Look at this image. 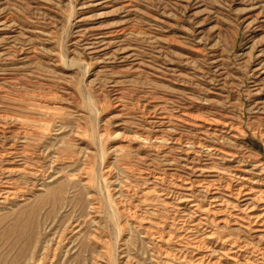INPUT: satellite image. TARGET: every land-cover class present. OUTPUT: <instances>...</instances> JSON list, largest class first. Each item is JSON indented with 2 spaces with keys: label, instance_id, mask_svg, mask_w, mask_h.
Returning a JSON list of instances; mask_svg holds the SVG:
<instances>
[{
  "label": "rangeland",
  "instance_id": "obj_1",
  "mask_svg": "<svg viewBox=\"0 0 264 264\" xmlns=\"http://www.w3.org/2000/svg\"><path fill=\"white\" fill-rule=\"evenodd\" d=\"M123 1H130V9L120 7ZM91 2L92 0H0V20L8 18L11 22V24H9L10 22L9 25L7 24L10 28L6 26L7 28H4L6 30L0 29V38L2 39L5 36L4 34L13 36L16 33L13 41L0 40V62L2 61V64L0 63V77L2 78H0V85L5 82L4 79L6 80V83L1 86L2 88L0 87V105H3L0 106V112L3 115L15 117L21 114H23L21 116L30 117V115L35 114L34 117H31L35 118L36 121L39 119L38 122L40 123L43 121V124H45L43 129L46 135L33 138L34 142L29 141V145L32 146L29 147L30 152H43L40 164L48 165V167L49 164L46 163L44 157L45 150L47 149L50 154L49 158L50 156L57 157L54 162L56 168L50 165L51 169H48L49 176L39 178L42 183L37 181L34 185L31 183L26 184L27 194L24 198L27 201L25 203H20L19 200L15 199V202L10 200L8 201L10 203L0 204V264H35L36 262V264H90L92 261H96V264H121L122 262V264H169L170 258L172 259L170 264H180L181 260L178 261L173 256L177 252L175 245L171 247V245L166 246L164 244V246H161L162 243L159 242L154 243L146 232L145 236L144 231L136 228L135 225L127 224L124 226L125 228H122L113 206L116 195H110V193L112 194L110 190L113 188L109 184L111 179L101 176L103 171L110 167L112 173L110 178H113L112 180L116 179L117 183L124 182L126 184L129 182L130 185L134 184L135 194H137L140 187L143 186L141 180L138 179L137 181V178H139L137 173L139 170L148 167L147 160H152V167L158 172L161 171L162 159L160 153L145 148L141 153L144 160L139 161L132 155L135 145H128L125 139L123 140V138H131L135 131L150 130L151 118L148 117V113H152L148 109L150 105L159 104L167 112L186 107L194 115H228L226 116L228 119L241 127L237 139L228 141V143L234 145L236 149H246L255 159L264 164V140L259 134V131L264 127V107L255 104L259 98L264 100V87H262L264 80L260 82V92L256 93L254 89L257 85H253V77L250 75L251 69L258 62V55L264 57V25L260 23V29L258 30L256 28L257 24L251 22L254 13L251 9L260 6L263 18L264 0H111L108 5L98 7H93ZM131 8L133 9L131 10ZM262 18L260 19L262 20ZM126 21L129 23L127 24ZM125 23L132 29V35L137 33L139 35H137V38L136 35L131 37V45L128 50L134 49L139 54L138 57L142 61L141 69L139 68L137 71L130 70L127 61L116 60V58H119V54L116 55L114 60L102 61L99 64L84 52L83 40L88 38L89 34L84 36L82 33L78 34L79 31L89 32L91 30L90 32H95L97 30L96 32H104L118 28V26L120 27ZM135 38L136 40H133ZM159 40L160 42H158ZM20 44L22 45L20 46ZM24 44L27 47L31 45L27 48ZM9 45L8 52L11 53L6 52L8 55L6 53L1 55V50L4 47H9ZM24 47L26 50L32 49L35 53L31 58L33 62L30 60L29 64H26L27 69H24L26 72L21 69L20 62L13 53V50H25ZM11 55L13 56L11 57ZM5 56L6 58H3ZM2 58L4 60H1ZM6 66H8L7 69ZM101 69H103L102 72ZM173 69L176 74L172 71ZM179 80H181L180 84ZM112 85L116 87L114 88L115 93L111 90ZM73 95L76 96L74 99L72 98ZM180 98L181 100H179ZM40 99L41 101H39ZM116 99L119 101L118 104L124 105L122 113H118L119 108L116 107ZM30 100L35 104L41 103L40 107L35 105L36 107L33 106L32 108L29 104L28 106L27 102L30 103ZM188 104H190L189 107ZM25 106L30 109H24ZM46 106L49 108L46 109ZM39 108L40 110H35ZM71 108L76 109L78 112L70 115L69 110ZM55 126L57 129L54 128ZM187 130L189 129L185 126L179 128L182 135L193 137L191 130L188 132ZM80 131L86 134L81 137L77 136V132ZM114 131L122 135L120 139L114 138V135H112ZM15 139V135L12 136V141ZM2 141L4 140L0 138V142ZM66 143L67 145H65ZM118 144L122 146L120 151L111 153L112 148L119 146ZM85 146L87 147L85 148ZM33 147L39 150L34 151ZM64 147L66 148L64 149ZM41 148L43 149L41 150ZM69 151L71 155L68 154ZM53 152L57 153L58 156ZM87 153L91 156L92 171L95 169L93 171L94 176L91 178V183L94 184L92 183L90 193L85 192L75 179L80 166L78 160L83 159ZM72 155L74 156L72 157ZM172 155L175 156V154ZM62 156H71L72 159L71 157L65 158ZM129 162L130 164H128ZM125 168L129 170L125 172ZM97 172L98 175H96ZM126 176H130L128 177L130 180ZM40 188H42V191H37ZM117 189L118 187H115V191ZM89 194H94L93 196L97 199L98 204H102L100 206L102 208L98 209L97 221L100 225L98 222L91 224L86 197ZM136 197L131 201L136 202ZM195 198H197V195H195ZM198 198L200 199V196ZM104 209L106 212H104ZM163 215H157L151 211L146 212V216L151 217V220L156 222L165 221L168 224L171 221V216ZM158 216L161 217L160 220H157ZM84 220L88 221L85 222ZM114 220L119 221L115 222ZM80 225L82 228L77 230L81 227ZM94 226L97 228H94ZM70 227H73L72 229L76 231L71 230ZM212 228L216 229L215 224ZM125 230L126 232H124ZM224 231L222 232L224 235L237 236L232 231ZM65 233L70 236L65 237ZM56 237H62L60 242L56 244L54 240L51 243V240ZM103 246L106 248L103 249ZM158 249H160L159 252ZM100 250H105V254H99ZM121 250L122 253H120ZM161 250L172 251V255L171 252L167 251L169 259L162 258ZM157 254L161 258L156 257ZM223 263L229 264L226 260H222ZM181 264L190 263L186 260Z\"/></svg>",
  "mask_w": 264,
  "mask_h": 264
},
{
  "label": "bare ground",
  "instance_id": "obj_2",
  "mask_svg": "<svg viewBox=\"0 0 264 264\" xmlns=\"http://www.w3.org/2000/svg\"><path fill=\"white\" fill-rule=\"evenodd\" d=\"M110 1L111 0H92L91 3H92L93 7H98V6L108 5L110 3ZM129 2L130 1H123V3L121 4L120 7L122 9H128V8L130 9L131 4ZM109 6H111V5H109ZM260 8H261L260 6H256V7H254V9H251L252 12H254L252 15L253 20L251 22H255V25L257 24L256 28H258V30L260 29L261 24L264 25V17L262 18V12L260 11ZM132 9L133 8H131V10ZM262 9H263V7H262ZM124 15H126V14H124ZM260 18H262V20ZM9 22H10V20L8 18L1 19L0 20V29H4L6 26L8 27V25L11 24V22L10 23ZM124 22H125V19H124ZM128 23L129 22H127V24ZM121 24H122V22H121ZM125 24H123L120 27L118 26V28L113 27L114 29L107 30L104 32H96L97 30L95 32L94 31L90 32L91 30L89 32H80V31L78 32L77 31L78 34L82 33V35H84V36L89 34L88 38H85L83 40L84 52L89 54L93 58V60L99 64L102 61L103 62L104 61L109 62L110 60H114L116 55L119 54L120 56H119V58H116V60L127 61L128 65H129L128 67L130 70H132V71L136 70L137 71V69H139V68L141 69L142 61L138 57L139 54H137L134 49L128 50V48H130V45H131L130 44L131 43V41H130L131 37L136 35V38H137L138 33L135 35H132V29L130 27H128L127 24L126 25ZM249 25H250V23H249ZM247 26H248V24H247ZM8 28H10V27H8ZM4 30H6V29H4ZM78 30H81V29H78ZM254 30H255V28H254ZM16 32H18V31L16 30ZM4 35L5 36L2 37V39L0 38V40L5 41V42L6 41L7 42L13 41V39L16 37V36L14 37V35L10 36L9 34H7V35L4 34ZM17 35H18V33H17ZM31 35H35V34H31ZM76 35H77V33H76ZM36 37H37V35H36ZM33 38H32V40H33ZM136 38L133 40H136ZM138 38H140V37H138ZM36 40H37V38H36ZM45 40H47V39H45ZM77 40L79 41L80 38ZM158 42H160V40ZM10 45H11V43H10ZM10 45H9V47H6V48L4 47V49L1 50V53H2L1 55H3V54L5 55L6 52L9 53L8 51L10 49ZM21 45L22 44H20V46ZM11 46L13 47V45H11ZM24 46H25V44H24ZM29 46L28 47L25 46V47L29 48ZM2 47H3V45H2ZM15 47H17V46H15ZM25 47L23 49H25ZM189 50H188V52H189ZM199 51H201V50H199ZM13 53H15L16 58H18V61L20 62V65H21L20 67L23 71H25L27 69L26 64L31 60L33 55H35V53L32 49H27V50L26 49L25 50L18 49V51L13 50ZM199 54H201V53H199ZM151 55H153V54H151ZM184 55H186V54H184ZM12 56L13 55H11V57ZM212 56L214 57V55H212ZM216 57H217V55H216ZM3 58H6V56ZM3 58L1 60H4ZM190 58H187V59H190ZM263 58L258 55V57H257L258 62L256 63L255 67L253 69H251V71H250V75L253 77L252 83L254 86L257 85L254 89V92H256V93L260 92V86L259 85H260V82L264 80V59ZM5 62H7V61H5ZM186 62H188V61H186ZM191 62H193V61H191ZM217 62H219V61H217ZM145 64H146V62H145ZM8 66H9V64H8ZM8 66H6L5 68L7 69ZM109 66L111 67V65H109ZM196 67H197V64H196ZM218 68H219V66H218ZM102 70L103 69H101V72H102ZM175 70H177V69H175ZM120 71L122 72V70H120ZM172 71L174 72V69ZM202 71H204V70H202ZM98 72L100 73V71H98ZM123 72H124V70H123ZM18 73H20V72H18ZM4 74H6V73H4ZM35 74H37V73H35ZM170 74H172V73H170ZM203 76H204V74H203ZM4 81L5 82H3V83L5 84L6 80L4 79ZM180 81L181 80H179V84H180ZM0 82H1V80H0ZM3 83H1V84L3 85ZM189 83H190V81H189ZM217 83H219V82H217ZM2 85H0V87ZM112 86H113V88L111 90L115 93L114 88H116V87H115V85H112ZM184 87H186V86H184ZM262 87H264V84L262 85ZM216 88H217V86H216ZM174 93H176V92H174ZM172 94H173V92H172ZM164 95H166V94H164ZM167 95H168V93H167ZM215 96H216V94H215ZM74 97H76V96L73 95L72 98L74 99ZM162 98H164V97H162ZM201 98H203V97H201ZM12 99H15V98H12ZM179 100H181V98ZM39 101H41V99ZM70 101H72V99H70ZM118 102L119 101L117 100L116 101V103H117L116 107L119 108L118 113H122V110H123L122 107H124V105L122 106L121 104H118ZM28 104L30 106H32V108H33V106H35V105L39 106L41 103L35 104V102L31 101L30 103L27 102V105ZM49 104L51 105V103H49ZM255 104L256 105L258 104V106L260 105V107H264V100H260V98H259ZM52 105H53V103H52ZM189 105L190 104H188V107H189ZM193 106H195V104H193ZM23 108L24 109H30L26 106ZM48 108L49 107L46 106V109H48ZM50 108H52V107H50ZM4 109H5V107H4ZM148 109H150L152 111V113H148V117L151 118L150 119V124H151L150 130L149 131H135V132H133V136L131 138H128V139L123 138V140L125 139V142L128 143V145H132V144L135 145L133 147L134 152L132 155H134V158L138 159L139 161L144 160V157L141 153H142L143 149H145V148H150V150H153L156 153H160L161 159H162L161 171L158 172L155 168L152 167V164H153L152 160L146 159L147 160L146 162H148V167L147 168L144 167L146 169L139 170L137 173V176L139 177V178H137V181L139 179V181L141 180L142 184H143V186L140 187V190L137 194H135L136 188L133 187L134 184L130 185L129 182L126 184L124 182L123 183H120V182L117 183L116 179L112 180L113 178H110V176L112 174L110 167H107L106 169L104 168L105 170L103 171V175H101L104 178L111 179L109 184H111V186L113 188H111V190H110L112 192V194L110 193V195H112V196L116 195V199L114 197V200H113V202H114L113 206L115 207L114 209L116 210L118 218L122 224V228L124 226H126L127 224L135 225L136 228L143 230L144 235L146 236V234H147L149 236L150 240H152L154 243L159 242V243H162L161 246H164V245L170 246L171 245V247L175 245V247H177V250H176L177 254L175 253L176 255L174 254L173 256H175L178 261L181 260L180 264L186 260L190 264H222V260H226L227 262H229V264H264V164H261L260 161L255 159V157H253L250 154V152L247 151L246 149H236L234 147V145H232L231 143H228V141L229 142L235 141L237 139V136L240 132L241 127H239L238 124H235L230 119H228L226 117L228 115H226V116H223V115H194L186 107L176 108L172 112H167V111H164L161 108V106H159V104L153 105V106L150 105V107ZM202 109H204V108H202ZM35 110L38 111V110H40V108L35 109ZM49 110H52V109H49ZM171 110H172V108H171ZM41 111H42V107H41ZM62 111H64V109H62ZM69 111H70V115L76 114L78 112L74 108H71ZM129 111H130V108H129ZM208 111H210V110H208ZM223 111H225V110H223ZM65 113H62V114H65ZM8 114L12 115L13 112H12V114L11 113H8ZM31 114H33V113L31 112ZM48 114L50 115V113H48ZM209 114H211V113L209 112ZM21 115H23V114H21ZM59 115H61V114H59ZM78 115H79V113H78ZM20 116H18V115L16 117L15 116H7V115L1 114V112H0V138H2L4 140V141L0 142V204L1 203L7 204L8 201H10V200L14 201L15 199L19 200L20 203L21 202L25 203L27 201V199L24 198V196H26V194H27V192L25 190L26 184L31 183L34 185L37 183V181L41 182V180H39V178L41 179L42 177L47 176L49 174L48 169H51V167L54 166V162L57 159V157H55L54 155H52L54 157L50 156V158H49L50 154L48 153V151L46 149L45 150L46 152L44 153V155H45L44 157L46 159V163L49 164V167H48V165H44V164L41 165L40 164L41 163L40 162L41 154H43V152H41V151H40V153L30 152L31 149L29 150V147H32V146L29 145V141L31 140L30 142H34L33 138H36L38 136L41 137L42 135H46L44 133V129H43L45 127V124H43V121H42V123L38 122L39 119L36 121L35 118H32L35 116V114L33 116L30 115V117H25V116L20 117ZM64 123H65V121H64ZM68 123H70V122H68ZM60 124L62 125V123H60ZM137 124H139V123H137ZM181 126L187 127L189 129V130H187V132L191 130L193 137H187V136L182 135L179 132V128ZM54 128H56V126ZM68 130H69V128H68ZM127 130H129V129H127ZM258 130H259V128H258ZM67 132H69V131H67ZM122 132H124V131H122ZM46 133H47V131H46ZM77 134H78L77 136L81 137V136L85 135L86 133L84 134V132L80 131V132H77ZM93 134H92V136H93ZM259 134L262 137V139L264 140V127H263V129H261L259 131ZM14 135H15L16 141L15 140L12 141V136H14ZM112 135H114V138H116V139H120L122 136L120 133H116V131H114L112 133ZM48 136H49V134H48ZM100 136L102 137V134ZM93 138H94V136H93ZM106 138H107V136H106ZM38 139H36V140H38ZM85 139H86V137H85ZM76 140H78V139H76ZM41 141H42V139H41ZM45 142H47V141H45ZM239 142H241V141H239ZM75 144H77V143H75ZM65 145H67V143ZM74 147H76V146H74ZM86 147L87 146H85V148ZM120 147H122V146L119 145V146L113 147L111 150V153L120 151ZM65 148L66 147H64V149ZM67 148H70V147H67ZM42 149L43 148H41V150ZM37 150H39V149H37ZM37 150L35 149L34 151H37ZM73 152H76V151H73ZM54 154H57V153H54ZM68 154L71 155L70 151ZM91 154H92V152H91ZM118 154H120V153H118ZM172 154H175V156ZM62 155H64V154H62ZM77 155H78V153H77ZM123 155H124V153H123ZM126 155H125V157H126ZM57 156H58V154H57ZM73 156L74 155H72V157ZM78 156H77V159H78ZM62 157L70 158L71 156H69V157L68 156H62ZM72 157H71V159H72ZM75 157H76V155H75ZM75 157H74V159H75ZM59 158H60V156H59ZM68 162H71V161H68ZM78 162L80 163L79 164L80 166H79V169L77 170V176L75 179L77 180L79 185L85 190V192L87 191L88 193H90L91 186L93 183V182L91 183V178L94 176L93 171L95 170L94 169L92 171V167L90 165V162H91L90 154L87 153V155H85L83 157V159H79ZM123 163H125V162L123 161ZM123 163L121 162V164H123ZM128 164H130V162ZM50 165H51V167H50ZM61 165H62V163H61ZM123 167H124V164H123ZM134 168H135V166H134ZM128 170H129L128 168L124 169L125 172ZM96 175H98V172ZM112 176H114V175H112ZM126 177L128 178L130 176H126ZM65 178H67V177H65ZM121 178H123V177H121ZM126 179H124V181H126ZM128 180H130V179L128 178ZM105 182H107V181H105ZM116 184H117V186H116ZM115 187H118V189L116 191H115ZM136 187H137V185H136ZM67 190L69 191V189H67ZM137 190H138V187H137ZM37 191H42V188L37 189ZM41 193H43V192H41ZM69 193H71V192H69ZM33 194H34V192H33ZM93 195L89 194L88 196H86L88 199V205H89L88 208H89V212H90V216H91L90 217L91 218V224H95L98 222L97 221L98 220V209L102 208V207H100V206H102V204L99 205L97 199ZM195 195H197V198L200 196V199L195 198ZM134 196L135 197L137 196L136 202L131 201V199L135 198ZM8 203H10V202H8ZM100 203H101V201H100ZM105 207H106V204H105ZM111 210H112V208H111ZM148 211H151L157 215L158 214H164L165 216L170 215L171 221L168 222V224L165 223V221L164 222L163 221L162 222L153 221L150 219L151 217L148 218L149 216L148 217L146 216V212H148ZM104 212H106V210ZM107 212H108V210H107ZM109 212H110V210H109ZM87 213H88V211H87ZM99 217H100V215H99ZM158 217H157L158 218L157 220H160L161 217L160 216H158ZM88 220H90V219H88ZM88 220H86V221L84 220V221L87 222ZM118 221L116 220L115 222H118ZM98 224H99V222H98ZM213 224H215L216 229L212 228ZM118 226L120 227V224ZM70 228H71V230H73L72 229L73 227H70ZM81 228H82V226L80 228H78L77 230H80ZM94 228H97V227L94 226ZM216 230H218V231H216ZM224 230L232 231V232L236 233L237 236L232 237L231 234L224 235L222 233V232H225ZM73 231H76V230H73ZM124 232H126V230ZM145 232H146V234H145ZM84 233H85V231H84ZM59 234H57V236H59ZM73 235H74V233H73ZM66 236H70V235H66V233H65V237ZM80 236H81V234H80ZM79 237H78V239H79ZM61 238L62 237H56L53 240H51V243H52V241L55 240V243L58 244L60 242ZM119 238H121V237H119ZM87 240L89 241L88 238H87ZM123 241H125V240H123ZM69 242H72V241H69ZM149 242H151V241H149ZM120 243H123V242H120ZM153 246H155V245H153ZM157 247H159V246H157ZM105 248L103 246V249H105ZM166 248H163V249H166ZM170 249L172 250V248H170ZM122 250L120 253H122ZM159 250L160 249H158V252H159ZM167 251L168 250L162 251V253L160 252L162 258L169 259V255H168L169 253L168 252H171V255H172V251H168V252ZM98 253L104 255L105 250H100ZM171 255H170V257H171ZM115 256H117V255L115 254ZM158 256L159 255L157 254L156 257H158ZM46 257H49V256H46ZM125 257H127V256H125ZM156 257H154V259H156ZM154 259L152 260V258H151L152 261H154ZM102 260H104V259H102ZM170 260L172 261L171 258L169 259V261ZM171 261H170V263H171ZM95 262L92 261V263H90V264H96ZM173 263H175V262H173ZM163 264H165V263H163Z\"/></svg>",
  "mask_w": 264,
  "mask_h": 264
}]
</instances>
